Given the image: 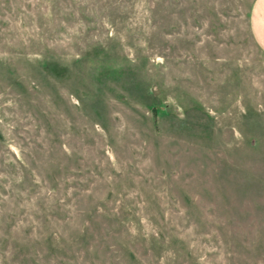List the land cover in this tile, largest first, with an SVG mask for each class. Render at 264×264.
<instances>
[{"label": "rangeland", "instance_id": "rangeland-1", "mask_svg": "<svg viewBox=\"0 0 264 264\" xmlns=\"http://www.w3.org/2000/svg\"><path fill=\"white\" fill-rule=\"evenodd\" d=\"M254 0H0V264H264Z\"/></svg>", "mask_w": 264, "mask_h": 264}, {"label": "crops", "instance_id": "crops-1", "mask_svg": "<svg viewBox=\"0 0 264 264\" xmlns=\"http://www.w3.org/2000/svg\"><path fill=\"white\" fill-rule=\"evenodd\" d=\"M249 27L255 42L264 51V0L253 1Z\"/></svg>", "mask_w": 264, "mask_h": 264}]
</instances>
